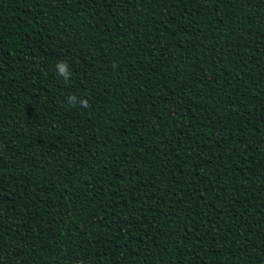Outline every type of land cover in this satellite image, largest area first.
<instances>
[{
  "label": "trees",
  "instance_id": "obj_1",
  "mask_svg": "<svg viewBox=\"0 0 264 264\" xmlns=\"http://www.w3.org/2000/svg\"><path fill=\"white\" fill-rule=\"evenodd\" d=\"M0 264H264V0H0Z\"/></svg>",
  "mask_w": 264,
  "mask_h": 264
},
{
  "label": "clouds",
  "instance_id": "obj_2",
  "mask_svg": "<svg viewBox=\"0 0 264 264\" xmlns=\"http://www.w3.org/2000/svg\"><path fill=\"white\" fill-rule=\"evenodd\" d=\"M57 68L59 70V73L65 77V79L68 78V73H67V68H68V64L67 62H60L57 64ZM73 101L75 100V97L72 98ZM86 103V102H85Z\"/></svg>",
  "mask_w": 264,
  "mask_h": 264
}]
</instances>
